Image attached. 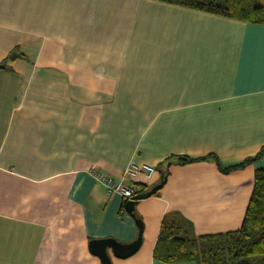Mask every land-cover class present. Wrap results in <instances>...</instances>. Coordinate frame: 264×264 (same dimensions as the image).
<instances>
[{
	"label": "crops",
	"instance_id": "1",
	"mask_svg": "<svg viewBox=\"0 0 264 264\" xmlns=\"http://www.w3.org/2000/svg\"><path fill=\"white\" fill-rule=\"evenodd\" d=\"M0 264H103L91 242L128 243V199L92 170L160 191L135 206L155 257L163 220L197 235L237 231L264 146V23L157 0H0Z\"/></svg>",
	"mask_w": 264,
	"mask_h": 264
},
{
	"label": "trees",
	"instance_id": "2",
	"mask_svg": "<svg viewBox=\"0 0 264 264\" xmlns=\"http://www.w3.org/2000/svg\"><path fill=\"white\" fill-rule=\"evenodd\" d=\"M185 8L201 10L230 19L264 23V0H157ZM262 151L241 164L225 166L218 157L219 168L230 173L258 160ZM195 159L186 156L169 160L162 169L165 179L173 163L186 164ZM166 182V181H165ZM255 187L241 229L229 233L197 235L193 224L183 216L163 220L155 257L168 262L194 260L198 264H264V168L256 169Z\"/></svg>",
	"mask_w": 264,
	"mask_h": 264
},
{
	"label": "water",
	"instance_id": "3",
	"mask_svg": "<svg viewBox=\"0 0 264 264\" xmlns=\"http://www.w3.org/2000/svg\"><path fill=\"white\" fill-rule=\"evenodd\" d=\"M5 65L0 64V68H3ZM165 175L163 174V179L159 185L153 186L152 189H149V191H142L138 193L133 199L129 200L128 204V211H130L134 217L136 218V222L138 223L140 230H139V237L128 243H122L118 239L114 238H104V239H94L91 242V248L93 252L102 259L103 264H114V261L111 256L110 249L113 248V253L116 256L119 257H128L129 255H132L136 253L143 242V229H144V222H142V219L137 216V213L135 212V206L138 203V201L142 198H147L153 194H156L160 191L162 186L165 184Z\"/></svg>",
	"mask_w": 264,
	"mask_h": 264
},
{
	"label": "built area",
	"instance_id": "4",
	"mask_svg": "<svg viewBox=\"0 0 264 264\" xmlns=\"http://www.w3.org/2000/svg\"><path fill=\"white\" fill-rule=\"evenodd\" d=\"M95 178H97L101 183H103L106 188L108 189L109 193L120 194L124 199L131 200L133 199L138 193L144 191V188L141 186L139 182L135 183H126V178L130 177L133 178L137 175V173L142 172L148 178H152L154 173L156 172L155 166L150 164L144 166H134L128 168L125 172L124 178L120 181L115 180L114 177H110L107 173L100 172L97 169L92 170Z\"/></svg>",
	"mask_w": 264,
	"mask_h": 264
}]
</instances>
